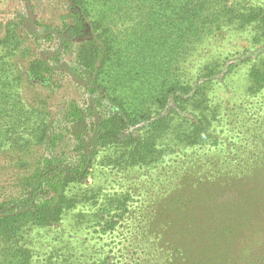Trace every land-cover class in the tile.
<instances>
[{"label": "rangeland", "instance_id": "rangeland-1", "mask_svg": "<svg viewBox=\"0 0 264 264\" xmlns=\"http://www.w3.org/2000/svg\"><path fill=\"white\" fill-rule=\"evenodd\" d=\"M86 2L78 28L71 0H0V202L88 133L69 108L92 98L67 68L95 25L113 52L102 83L129 111L188 90L135 149L83 148L87 174L63 189L72 205L53 225L21 224L15 245L0 237V264L20 247L28 264H264V0ZM38 58L51 77L29 73Z\"/></svg>", "mask_w": 264, "mask_h": 264}, {"label": "trees", "instance_id": "trees-1", "mask_svg": "<svg viewBox=\"0 0 264 264\" xmlns=\"http://www.w3.org/2000/svg\"><path fill=\"white\" fill-rule=\"evenodd\" d=\"M71 1L74 9L70 16L78 28H83L89 14L88 4L86 0ZM94 29L96 32L92 36L78 43L67 68L68 73L85 82L88 94L92 98L90 106L86 108L74 101L69 108L72 121H81L83 128H88V133L83 139L77 136L78 142L70 156H65L64 152L58 154L59 156L52 154L45 156L42 164L24 177L22 184L24 196L0 202V237L13 245L17 243V233L21 224L30 222L42 226L53 225L61 219L63 211L72 205L63 189L67 183L79 181L87 174L88 158L83 148L90 144L103 147L117 142L123 147L135 149L141 142L142 134L138 133L140 129H146L148 132L166 125V107L170 101L168 97L176 100L180 91L187 93L186 86L171 84L159 91L155 111H129L123 106V100L114 92H108V88L102 83L112 58V45L109 38L97 31L98 26L95 25ZM74 33V30L69 29L63 41L70 42L75 37ZM28 64L31 75L39 78L51 77L52 68L46 60L31 59ZM113 79L111 74L107 76L109 87L115 91ZM48 137L47 144L52 145L58 134L52 131ZM17 251L20 257L17 258V264H28L27 250L20 247Z\"/></svg>", "mask_w": 264, "mask_h": 264}]
</instances>
